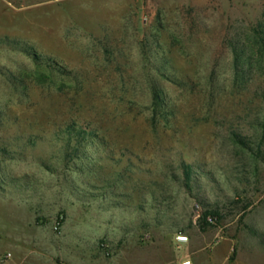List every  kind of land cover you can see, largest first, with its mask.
<instances>
[{"label":"rangeland","instance_id":"374dc122","mask_svg":"<svg viewBox=\"0 0 264 264\" xmlns=\"http://www.w3.org/2000/svg\"><path fill=\"white\" fill-rule=\"evenodd\" d=\"M262 28L264 0H0V264L248 231Z\"/></svg>","mask_w":264,"mask_h":264},{"label":"crops","instance_id":"0c3cea01","mask_svg":"<svg viewBox=\"0 0 264 264\" xmlns=\"http://www.w3.org/2000/svg\"><path fill=\"white\" fill-rule=\"evenodd\" d=\"M186 237L184 241H173L172 246L161 250L159 255L124 252L120 258H88L74 264H264V208L248 231L238 234L234 230L230 235L223 233L212 247L210 240L213 237L208 232ZM179 250L183 253L177 256ZM242 256H246L245 261Z\"/></svg>","mask_w":264,"mask_h":264},{"label":"trees","instance_id":"16d2710c","mask_svg":"<svg viewBox=\"0 0 264 264\" xmlns=\"http://www.w3.org/2000/svg\"><path fill=\"white\" fill-rule=\"evenodd\" d=\"M259 36L257 37L258 42H256L257 44H259V46L262 47V49H264V28H262L260 34H258ZM30 55L36 59L37 55L34 52H30ZM155 104L159 107L162 106V102L160 101L159 97L156 96L155 94ZM264 126V124H263ZM73 134L72 130H71V135ZM77 138V137H76ZM216 212H205L202 214V218L201 220L205 222V220L210 217V218H214L216 216Z\"/></svg>","mask_w":264,"mask_h":264},{"label":"built area","instance_id":"2783aa9c","mask_svg":"<svg viewBox=\"0 0 264 264\" xmlns=\"http://www.w3.org/2000/svg\"><path fill=\"white\" fill-rule=\"evenodd\" d=\"M207 219H208L209 221H213V219L210 218V217H208ZM8 258H10V254H7V255L5 256V259H8Z\"/></svg>","mask_w":264,"mask_h":264}]
</instances>
